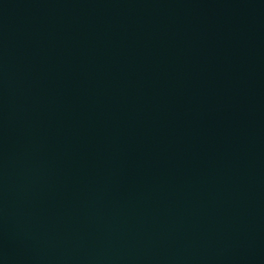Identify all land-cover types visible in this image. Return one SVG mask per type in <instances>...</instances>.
<instances>
[{
    "label": "water",
    "instance_id": "obj_1",
    "mask_svg": "<svg viewBox=\"0 0 264 264\" xmlns=\"http://www.w3.org/2000/svg\"><path fill=\"white\" fill-rule=\"evenodd\" d=\"M0 264H264V0H0Z\"/></svg>",
    "mask_w": 264,
    "mask_h": 264
}]
</instances>
